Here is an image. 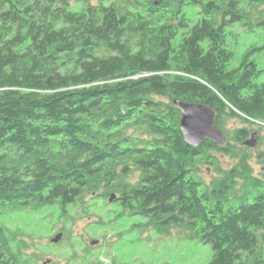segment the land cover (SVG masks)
<instances>
[{
	"label": "trees",
	"instance_id": "obj_1",
	"mask_svg": "<svg viewBox=\"0 0 264 264\" xmlns=\"http://www.w3.org/2000/svg\"><path fill=\"white\" fill-rule=\"evenodd\" d=\"M232 27L256 37L237 65ZM257 52L264 0H0V215L66 217L104 186L119 214L208 245L207 264H264V174L248 129L225 130L264 122ZM174 99L213 109L228 144L188 145ZM10 243L0 222V264H22Z\"/></svg>",
	"mask_w": 264,
	"mask_h": 264
},
{
	"label": "rangeland",
	"instance_id": "obj_2",
	"mask_svg": "<svg viewBox=\"0 0 264 264\" xmlns=\"http://www.w3.org/2000/svg\"><path fill=\"white\" fill-rule=\"evenodd\" d=\"M240 30L231 28L235 37L231 44L235 53L231 65H237L256 41L255 34ZM250 58L260 69L264 68L261 53H254ZM260 80L264 81V73ZM238 127L248 129V138L251 132L257 134V153L244 143L243 152L250 156L251 175L263 178L264 163L256 159V154L264 152V122L246 124L237 118L226 119L225 130ZM218 158L225 169L236 166L237 159ZM202 177L210 185L217 174L207 171ZM112 195L115 194L102 186L97 199L85 211L89 198L77 202L69 211L71 215L66 217H60L62 213L54 207L43 206L8 210L0 215V222L8 231L10 247L22 264H207L210 261L208 245L187 239L175 227L165 233L149 226L144 217L128 211L119 214V209L109 202ZM58 233H62V238L57 243L51 242Z\"/></svg>",
	"mask_w": 264,
	"mask_h": 264
},
{
	"label": "water",
	"instance_id": "obj_3",
	"mask_svg": "<svg viewBox=\"0 0 264 264\" xmlns=\"http://www.w3.org/2000/svg\"><path fill=\"white\" fill-rule=\"evenodd\" d=\"M173 104L180 111L179 128L188 145L197 147L205 140H210L219 147L228 144L227 137L215 124L216 113L213 109L201 103H189L179 99H174ZM256 138L257 134L251 132L250 137L244 142L245 145L251 146L255 153H257ZM113 199L114 195L109 198V202ZM61 238L62 233H58L51 242L57 243Z\"/></svg>",
	"mask_w": 264,
	"mask_h": 264
},
{
	"label": "bare ground",
	"instance_id": "obj_4",
	"mask_svg": "<svg viewBox=\"0 0 264 264\" xmlns=\"http://www.w3.org/2000/svg\"><path fill=\"white\" fill-rule=\"evenodd\" d=\"M12 238H14V237H12Z\"/></svg>",
	"mask_w": 264,
	"mask_h": 264
}]
</instances>
